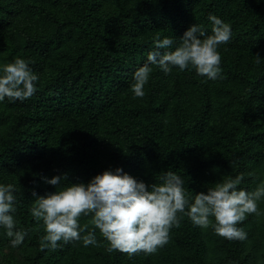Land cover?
<instances>
[{
    "label": "trees",
    "instance_id": "16d2710c",
    "mask_svg": "<svg viewBox=\"0 0 264 264\" xmlns=\"http://www.w3.org/2000/svg\"><path fill=\"white\" fill-rule=\"evenodd\" d=\"M209 15L231 28L217 49L222 78L150 65L134 98L133 73L154 38H172L174 50L193 24L210 35ZM17 58L39 79L30 99L0 102V184L15 185V230L27 233L13 247L0 226L5 264H264V198L237 225L243 241L183 216L163 248L131 258L108 253L99 230L95 246L41 250L46 233L30 212L33 191L57 190L45 182L54 176H67L62 189L121 168L150 186L172 170L189 198L241 174L239 189L264 182V0H0V67ZM79 223L81 237L93 230L91 215Z\"/></svg>",
    "mask_w": 264,
    "mask_h": 264
},
{
    "label": "clouds",
    "instance_id": "9594fccd",
    "mask_svg": "<svg viewBox=\"0 0 264 264\" xmlns=\"http://www.w3.org/2000/svg\"><path fill=\"white\" fill-rule=\"evenodd\" d=\"M259 2V0H257ZM211 34L203 25L193 24L178 40L157 35L153 41V50L147 55L146 62L133 73L131 91L134 98H142L144 87L155 65L165 74L178 68L184 71L191 67L197 75L208 80L221 77V56L218 46L227 44L231 39V28L215 15H209ZM163 50V51H161ZM256 63L261 57L257 54ZM30 62L17 58L14 62L0 67V102L5 98L9 102L30 99L37 91L35 74ZM67 176H54L45 182L56 186L55 192L35 197L30 209L37 223L42 222L45 235L41 238L40 249L55 250L59 242L69 243L83 240L85 247L97 245L96 232L107 241L108 253L120 252L133 255L155 254L169 241L170 229L180 226L183 216L202 229L211 227L214 234L226 240L247 238V234L237 225L247 215L257 213L258 201L264 198V182L255 190L248 192L239 189L243 174L227 178L207 188V192L186 195L185 181L172 170L159 176V183L150 186L143 181L124 173L121 168L106 170L93 177L87 184H68L59 188ZM16 192L14 184H0V226L6 230L13 247L19 246L27 233L15 230ZM179 214H182L178 216ZM91 215L92 231L81 237L88 226L81 227V216Z\"/></svg>",
    "mask_w": 264,
    "mask_h": 264
},
{
    "label": "rangeland",
    "instance_id": "374dc122",
    "mask_svg": "<svg viewBox=\"0 0 264 264\" xmlns=\"http://www.w3.org/2000/svg\"><path fill=\"white\" fill-rule=\"evenodd\" d=\"M8 246H3L0 248V264H5V256L8 251Z\"/></svg>",
    "mask_w": 264,
    "mask_h": 264
}]
</instances>
